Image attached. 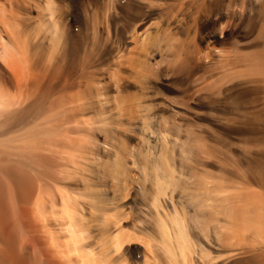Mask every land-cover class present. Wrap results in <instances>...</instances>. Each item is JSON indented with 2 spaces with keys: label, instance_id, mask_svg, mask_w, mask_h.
I'll return each instance as SVG.
<instances>
[{
  "label": "bare ground",
  "instance_id": "bare-ground-1",
  "mask_svg": "<svg viewBox=\"0 0 264 264\" xmlns=\"http://www.w3.org/2000/svg\"><path fill=\"white\" fill-rule=\"evenodd\" d=\"M71 1L0 0V264H264L262 28Z\"/></svg>",
  "mask_w": 264,
  "mask_h": 264
},
{
  "label": "rangeland",
  "instance_id": "rangeland-1",
  "mask_svg": "<svg viewBox=\"0 0 264 264\" xmlns=\"http://www.w3.org/2000/svg\"><path fill=\"white\" fill-rule=\"evenodd\" d=\"M203 1L204 8L202 7L201 15L199 14L201 19L199 31L194 37V41L196 44L199 43L198 47L201 51L205 52V46L209 45L224 50L227 49V46L230 47L229 43L232 41L240 43L243 40H253L257 38L258 29L261 28L259 34L264 35V32L261 33L264 31V0H199L200 3ZM91 3H93L91 0H72L69 4L70 13L78 26V33L83 41L87 40L88 35H90L88 32L91 29L90 19L93 6ZM220 28L224 31H221L223 35L220 37L222 38H218ZM214 32L216 35H214ZM205 33L206 35L210 34L211 37L213 36L212 42H205V37H207L204 35ZM253 35L256 37L254 38Z\"/></svg>",
  "mask_w": 264,
  "mask_h": 264
}]
</instances>
